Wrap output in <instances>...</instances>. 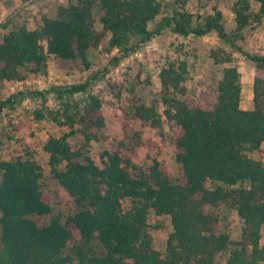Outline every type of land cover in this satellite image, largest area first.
<instances>
[{"label":"trees","instance_id":"1","mask_svg":"<svg viewBox=\"0 0 264 264\" xmlns=\"http://www.w3.org/2000/svg\"><path fill=\"white\" fill-rule=\"evenodd\" d=\"M165 1L77 0L60 6L53 18L43 16L34 29L9 30L0 40V83L42 74L51 57L81 61L88 68L90 51L107 36L109 51L119 53L133 51V39L150 41L164 29L184 37L215 31L234 47L251 22L264 20V0H240L232 8L235 28L227 33L217 8L196 22L187 5L200 0ZM166 9L170 12L164 15ZM237 50L255 66L251 109L242 108L241 73L225 50L211 53L215 64L225 67L210 107L173 96L186 80L187 61L168 57L160 68L164 117L175 126L177 182L156 159L145 168L133 161L132 152L142 144L140 132L131 137V146L111 142L99 164L72 148L70 136L79 134L88 145L99 140L106 124L99 96L74 98L87 93L89 83L57 91V110L34 113L37 120L49 118L70 129L44 145L53 179L77 209L65 223L59 217L40 220L53 206L40 166L32 158L3 159L0 141V264H264V160L251 156L264 158V54ZM10 101H1L0 110ZM131 110L142 127L162 129L156 105L134 104ZM222 206L236 211L239 241L221 228L217 209ZM151 212L170 218L164 252L155 248L149 230ZM77 236L86 244L98 240L105 256L88 257L83 248L66 254Z\"/></svg>","mask_w":264,"mask_h":264},{"label":"rangeland","instance_id":"2","mask_svg":"<svg viewBox=\"0 0 264 264\" xmlns=\"http://www.w3.org/2000/svg\"><path fill=\"white\" fill-rule=\"evenodd\" d=\"M171 1L165 2L169 5ZM238 1L240 0L192 1L187 9L193 19L199 22L202 17L212 14L214 7L217 8L223 15L224 28L230 33L235 28L232 8ZM76 2L77 0H31L21 3L19 0H0V40L4 33L21 26L34 29L41 24L43 16L53 18L60 6ZM251 5L252 11L256 12L257 4L251 1ZM168 12L170 10L166 9L163 14ZM159 20L157 18L155 22ZM153 27L154 23L150 25V29ZM95 28L102 31L98 21ZM132 46L133 51L129 53L109 51L107 36L97 48L90 51L88 68L81 61L66 62L51 57L42 74H25L21 81L0 83V102L11 100L0 110L1 157L32 158L40 166L46 188L53 199L52 211L40 218L42 222L48 223L53 217H59L65 223L77 211L67 192L53 179L49 156L44 150L50 137H60L70 133V129L59 126L49 118L37 120L34 115L36 110H57L60 102L57 91H63L71 85L89 83L87 93L75 95V100L82 101L89 94L97 95L102 100L106 124L99 140L86 145L79 134H74L68 138L73 149L82 151L99 164L104 151H111V142L124 141L131 146V137L140 132L142 144L132 152L133 161L145 168L151 165L153 159L158 160L174 182L181 178V168L175 158V126L164 117L167 106L162 100L158 78L160 68L168 57L188 63L186 80L178 91L173 92V96L178 99L190 98L204 107H210L225 67L216 65L211 53L222 50L231 53L241 73L242 108H252L255 66L237 49L249 54H264V20L261 24L251 22L243 39H238L234 47L220 39L215 31L202 37H184L174 34L170 29H164L150 41L143 42L141 38H135ZM38 92H43L44 96L38 95ZM134 104L156 105L163 116L162 129L142 127L139 121L134 120L131 110ZM251 156L264 160L258 153ZM217 213L221 228L230 235L232 241H239L241 226L236 211L222 206L217 209ZM148 225L155 248L164 252L172 231L170 218L151 212ZM261 244L264 245V235ZM78 248H83L88 257H102L106 254L98 240L86 244L78 236L65 253L74 256ZM227 257L228 254L222 260L223 263Z\"/></svg>","mask_w":264,"mask_h":264},{"label":"crops","instance_id":"3","mask_svg":"<svg viewBox=\"0 0 264 264\" xmlns=\"http://www.w3.org/2000/svg\"><path fill=\"white\" fill-rule=\"evenodd\" d=\"M231 16H233V14L231 13Z\"/></svg>","mask_w":264,"mask_h":264}]
</instances>
